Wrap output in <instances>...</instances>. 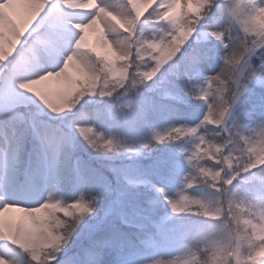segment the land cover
Wrapping results in <instances>:
<instances>
[{
    "label": "snow or ice",
    "instance_id": "obj_1",
    "mask_svg": "<svg viewBox=\"0 0 264 264\" xmlns=\"http://www.w3.org/2000/svg\"><path fill=\"white\" fill-rule=\"evenodd\" d=\"M198 245L264 264V0H0V264Z\"/></svg>",
    "mask_w": 264,
    "mask_h": 264
},
{
    "label": "rangeland",
    "instance_id": "obj_2",
    "mask_svg": "<svg viewBox=\"0 0 264 264\" xmlns=\"http://www.w3.org/2000/svg\"><path fill=\"white\" fill-rule=\"evenodd\" d=\"M211 195L219 199L218 197H216L215 193H212ZM224 215H225V219L221 222V224L215 227L214 229L210 230V233H211L210 238L218 239V240H225L228 237L229 233H232L233 237L235 236L237 226L233 223L232 219L229 218L230 213L227 211L226 205H225ZM198 247L200 248L201 261L203 264V262L207 260L208 258L209 250L206 249L203 245H198Z\"/></svg>",
    "mask_w": 264,
    "mask_h": 264
}]
</instances>
